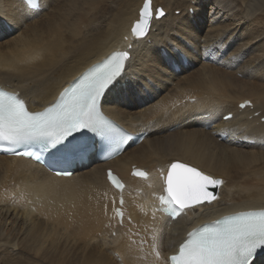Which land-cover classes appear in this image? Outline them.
Wrapping results in <instances>:
<instances>
[{
  "label": "bare ground",
  "instance_id": "obj_1",
  "mask_svg": "<svg viewBox=\"0 0 264 264\" xmlns=\"http://www.w3.org/2000/svg\"><path fill=\"white\" fill-rule=\"evenodd\" d=\"M82 1L98 12L91 21L100 33L84 44H72L77 38L72 27L84 19L83 15L69 16L67 22L61 14L66 3L61 6V0H40L41 10L31 11L22 0H0V88L18 94L31 112H40L53 105L60 93L90 67L116 51L128 52L124 74L106 92L102 109L124 131L146 137L108 163L91 157L89 164L77 168L71 177L55 176L22 157L1 156L5 173L24 177L17 186L14 184L18 188L12 189L13 195L23 199L19 198V204L24 207L4 211L9 200L0 198L6 203L0 204V240L18 245L23 254L26 249L30 250L28 255L44 252L40 260L54 264L56 257L44 246L50 237L57 238L40 234L42 220L41 224H30L31 230L23 234L19 223L13 229L19 212L31 220L32 203L38 202V211L34 205L38 214L84 236L97 234V242L90 238L96 250L82 254L81 264H170L169 257L178 253L194 229L232 212L264 208V124L260 121L264 117V28L250 21V12L255 13L254 8L263 6L264 0H250L245 7L238 0H165L169 10L161 19L153 16L148 35L142 39L132 38L131 28L139 20L144 1L138 13L134 4L139 0ZM111 5L120 7L115 15ZM156 10L153 7V15ZM85 49H89L88 54L80 59ZM68 53L73 54L71 59L61 61ZM246 100L252 107L241 110L239 104ZM255 113H260L258 118L253 117ZM229 114L232 119L224 121ZM130 154L134 157L129 158ZM180 160L225 182L219 186L218 201L186 208L171 221L159 212L156 196L164 194L169 164ZM132 167L145 170L148 179L132 177ZM107 170H113L127 186L122 193V223L113 208V198L118 200L120 195L108 184ZM239 172L245 175L239 177ZM7 192L10 190L2 194L8 197ZM36 215L32 217L36 219ZM8 221L13 226L4 232ZM45 231L50 232V228ZM67 231L57 235L66 236ZM253 264H264V258Z\"/></svg>",
  "mask_w": 264,
  "mask_h": 264
},
{
  "label": "snow or ice",
  "instance_id": "obj_2",
  "mask_svg": "<svg viewBox=\"0 0 264 264\" xmlns=\"http://www.w3.org/2000/svg\"><path fill=\"white\" fill-rule=\"evenodd\" d=\"M159 15L163 16V11ZM140 17L132 29L138 38L147 35L150 27L151 0H146ZM128 59V52L112 55L69 89L59 104L43 112H30L18 95L0 89V144L7 146L3 150L14 152L21 146L43 141L47 142L46 147L61 146V150L70 151L74 140L69 138L84 129L106 140L113 139L112 130L100 112V99L124 73ZM134 174L146 176L143 171ZM108 176L115 187L123 189L116 176L111 172ZM164 183V195L158 199L163 210L178 216L186 208L216 200V193L209 188H217L223 181L173 163ZM120 203L123 204L122 198ZM260 251H264V210L241 212L189 233L178 254L170 257V264H253Z\"/></svg>",
  "mask_w": 264,
  "mask_h": 264
},
{
  "label": "rangeland",
  "instance_id": "obj_3",
  "mask_svg": "<svg viewBox=\"0 0 264 264\" xmlns=\"http://www.w3.org/2000/svg\"><path fill=\"white\" fill-rule=\"evenodd\" d=\"M66 1H68V0H64V2L61 0V6L64 4L65 5V3H66V9H67V11H66V9H65V6L62 8V11H61V14H62V16L64 17V14H65V20L68 22V20H69V16H70V19H74L76 16L78 17V16H81V15H83V16H81V19L83 20L82 22H79V21H76V23L75 22H73V23H75V26L77 25V27H75L74 28V26L72 27V29L74 30V32H76L75 33V35H77V38L75 39V41L72 43V44H84L85 42H88V41H90V40H92L93 38H95L100 32H99V29H98V27L96 28L95 27V23H92V21L91 20H93V19H95V16L98 14V12L96 11V10H94L93 8L91 9V7H89V5H87V3L85 2V1H80V2H76V3H73V2H75L74 0H73V2L70 0V1H68V2H66ZM138 1V0H137ZM144 0H139V3L138 2H136L134 5H138L137 6V10H136V13H138V10H139V8H140V5H141V3L143 2ZM153 1V7L155 8V9H158V8H162V10L164 11V12H166L167 10H169V8H168V4H167V2L165 1V0H152ZM239 1V3L240 4H242L243 5V7H245V6H247V5H244V4H246L247 2H249L250 0H238ZM62 2H63V4H62ZM123 2H124V0H123ZM166 2V3H165ZM69 3H70V5H69ZM71 3H73V4H71ZM156 3V4H155ZM143 4V3H142ZM75 5H77L79 8H81V9H79L77 6V9H76V7H75ZM86 5V6H85ZM69 6V7H68ZM74 6V7H73ZM82 6H83V8H82ZM87 7V8H86ZM68 8H70L69 10H68ZM71 8H74V9H71ZM132 8V10L134 9V7H131ZM64 9V10H63ZM82 9H83V12H82ZM95 9H96V7H95ZM111 13L112 14H114L115 15V13H118V11H119V9H120V7H114V5H111ZM255 9V13L254 12H250V15H251V18H250V21H251V23L254 25V26H258V28H260V29H263L264 28V5L263 6H261L259 9H256V8H254ZM70 10H72V11H70ZM73 10H75V11H73ZM77 10V11H76ZM87 10V11H86ZM91 10V11H90ZM86 11V12H85ZM109 11V10H108ZM157 11V10H156ZM73 12H74V14H73ZM78 12V13H77ZM81 12V13H80ZM85 12V13H84ZM90 12V13H89ZM96 12H97V14H96ZM110 12V11H109ZM258 12V13H257ZM85 15H88L86 18H87V20H89L88 21V23H87V20L84 18V14ZM94 13V14H93ZM254 13V14H253ZM257 13V14H256ZM71 14V15H70ZM79 14V15H78ZM93 15V17H92V15ZM156 14V13H155ZM256 15V16H255ZM68 16V17H67ZM72 17V18H71ZM257 17V18H256ZM263 18V19H262ZM138 20V19H137ZM254 20V21H253ZM256 20V21H255ZM261 20V21H260ZM64 22V25H67L68 26V24L69 23H67V22ZM71 21V20H70ZM69 21V22H70ZM91 21V22H90ZM135 21H136V19H135ZM259 23H258V22ZM77 22H78V24H77ZM83 24V26H82V24ZM86 23V24H85ZM257 23V24H256ZM263 23V24H262ZM88 26V27H87ZM97 26V25H96ZM103 26H106V25H103ZM69 27V26H68ZM92 28V30H91V28ZM261 27H263V28H261ZM79 28V29H78ZM87 28H89V29H87ZM78 29V30H77ZM87 29V30H86ZM103 29V28H102ZM105 29H107L108 30V27H104V30ZM264 30V29H263ZM91 31V32H90ZM87 33V34H86ZM83 35H85V36H83ZM86 35H87V37H86ZM67 36V35H66ZM65 36V37H66ZM88 36H89V39H88ZM44 37H48L47 35H45ZM68 37L69 36H67L66 38L68 39ZM81 38V39H80ZM83 38H87L86 40H84ZM45 39V38H44ZM47 39V38H46ZM264 40V39H263ZM261 46H264L263 44H261ZM88 51H89V49L87 50V49H85V50H83V52L82 53H80L79 54V58L80 59H82V58H84L87 54H88ZM85 54V55H84ZM69 55V56H68ZM68 56V57H67ZM73 56V54L72 53H68V54H65V55H63V57H62V59H61V61H63L64 59L66 60H64L63 62H67V59H68V61L71 59V57ZM63 62H61V63H63ZM60 66H61V64H60ZM205 69H201V71H204ZM186 77H188L187 75L188 74H184ZM184 75H182V76H184ZM183 77V78H186V77ZM239 78H241L242 79V76L241 75H239ZM187 79V78H186ZM174 86H175V84H174ZM262 88H264V87H262ZM245 93V94H244ZM248 93V91H245L244 90V92H243V95H246ZM243 97H245V96H243ZM129 156H131V157H129V158H132V157H134V155H129ZM152 159L153 158H151V161H152ZM151 161H149V164L150 165H152L151 164ZM175 162H180V163H184V161H182V160H180V161H174V163ZM4 164V163H3ZM2 163H0V165H3ZM185 164V163H184ZM188 165V164H187ZM170 166H171V164H169V166H168V170H169V168H170ZM191 166V165H190ZM3 167V166H2ZM2 167L0 166V184H2V185H0V191H1V193H0V198H5V200L7 199V200H12L10 203H9V201L8 202H6V203H4V204H6V207L4 208L3 207V210L4 211H6L7 209H9V208H7V207H16V208H20V207H18L20 204H22V202L21 201H23V199L22 198H20L21 199V201H20V199L18 198V197H16V194L14 193V195H13V188H14V190H16L18 187H16L17 186V182H20L19 180L20 179H22L23 181H24V177H23V175L22 174H16V173H13V175H12V173H5V168L3 167V169H2ZM193 167V166H192ZM195 168V167H194ZM4 171H2V170ZM154 170V169H153ZM198 170H200V169H198ZM2 171V172H1ZM201 171V170H200ZM202 172V171H201ZM242 172H239L238 174H236L237 176H239V177H241V176H244L245 174H241ZM8 174L10 175V176H12L11 178L8 176ZM207 174V173H206ZM6 176V177H5ZM7 176L10 178H7ZM18 176V177H17ZM20 176V177H19ZM209 176V175H208ZM4 178V180H3V178ZM211 178H213V179H221L222 181H223V183L225 182V180H224V178H221V177H217L216 178V176H210ZM16 178V179H15ZM12 179H14V181L12 180ZM243 179H247V180H249V178L248 177H243ZM243 179H241V183H242V181H243ZM9 180H11V182L9 181ZM22 180H21V182H22ZM5 181V182H4ZM13 181V182H12ZM2 182H4V183H2ZM10 182V183H9ZM15 182V183H14ZM9 183V184H8ZM253 183H256V182H253ZM6 184V185H5ZM14 184L16 185L15 187H14ZM3 185H5V186H3ZM8 185V186H7ZM1 186H3V188L1 187ZM231 186H235V185H231ZM6 190L7 191H9L10 190V195H9V193L7 194V195H9L8 197L6 196V193H4V194H2L3 192H6ZM12 190V191H11ZM12 192V193H11ZM4 197H3V196ZM10 198V199H9ZM3 200V199H2ZM2 200H0L1 201V205H4L3 203H2ZM219 200V197H217V199L216 200H214L213 201V203H215L216 201H218ZM24 202H25V200H24ZM23 202V203H24ZM20 203V204H19ZM213 203H211V204H205V205H212ZM32 204H34L36 207H37V211H38V202H37V204L36 203H32ZM34 205H30L31 207H32V210L31 211H34L33 213H31L32 215H33V217H34V215H38V216H42V217H39L38 218V216L36 215V219L35 218H33L32 217V215L31 216H28V217H30V219L31 220H29V218H28V221H27V219H25V218H23V216H24V214L22 215V211L20 210V209H18V210H20L21 212H19V215H18V218H17V220H16V222H15V224H14V226H13V222L11 223V221H8L9 223H7V225H6V228L4 229V232L6 231V230H10L11 229V227L13 226V229L14 228H16L15 226H17V224L19 223V226H18V228H22V234H23V232H26L27 230L26 229H28V230H31V228H32V226H33V224H35V223H37V222H40V224H41V226L42 227H40L39 228V231L41 232L40 234H47V233H49V235H54V238L56 239L57 238V240H51V237L48 239V241H47V244H46V246H44V248L46 249V250H48L49 251V253H51V254H53L56 258L54 259V264H68L69 262V264H81V262H82V258H81V256H82V254H86V253H90V252H92V251H94V248L96 247V246H94V241H92V240H90V238L92 239V238H95V240H96V242L98 241V236H97V234L96 233H92L90 236H84V235H82V232L81 231H79V230H77V229H73V228H67V227H65V226H63L62 224H61V222H58V220L56 221L55 220V218H54V220H55V222L53 221V218L51 219V218H48L47 216H45V215H43V214H38V212H36V207H34ZM21 206V205H20ZM29 206V207H30ZM21 207H24V204L21 206ZM30 207V208H31ZM11 211V210H10ZM15 211H17V209L15 210ZM45 216V217H44ZM25 217V216H24ZM47 217V218H46ZM41 218H43V219H41ZM22 219L25 221L26 220V223L24 222V221H22ZM47 219H49V220H47ZM19 220V221H18ZM21 220V221H20ZM33 220V221H32ZM40 220H42V222L40 221ZM30 221H32V222H30ZM46 221V222H45ZM21 222V223H20ZM23 222V223H22ZM58 222V223H57ZM11 223V224H10ZM33 223V224H32ZM45 223V224H44ZM56 223V224H55ZM32 226H31V225ZM58 224H61V226H59ZM9 225V226H8ZM10 225H11V227H10ZM23 225V226H22ZM31 227H30V226ZM49 225V227L47 228V226ZM26 228H25V227ZM44 226V227H43ZM45 226H46V228H45ZM9 227V228H8ZM23 227H24V229H23ZM30 228V229H29ZM49 228H50V232L49 231H45V229L46 230H49ZM44 231H43V230ZM59 230L58 231V233H60V232H65V231H67V230H69V231H67L70 235H71V237H70V235L68 236V234H67V232L65 233L66 234V236H64L63 234H61L60 235V237L62 236V239L59 237V235H57L58 233H56L57 232V230ZM52 231V232H51ZM53 231H55V233L53 232ZM43 232H45V233H43ZM32 233V232H31ZM4 234V233H3ZM73 235V236H72ZM21 236V235H20ZM20 236L19 237H17V238H20ZM70 237V239L68 238V237ZM66 237V238H65ZM74 237H75V241H74ZM60 238V239H59ZM68 238V239H67ZM114 238H116L115 237V233H114ZM141 238V237H140ZM53 239V238H52ZM64 239V240H63ZM65 239H67V240H65ZM69 240L70 241H72V242H76V243H71V242H69ZM117 240V238L116 239H113V241H116ZM8 241V240H7ZM7 241H2V240H0V264H44L40 259L43 257V254H44V252H41V251H37V252H31V255H28V254H30V250H28V249H26V253L25 254H23L22 252H20L19 251V246L18 245H12L11 243H10V241L9 242H7ZM56 241V242H55ZM67 241V242H66ZM59 242V243H58ZM55 243H57V245L55 244ZM61 243V244H60ZM100 243V242H99ZM48 244H50V245H48ZM63 244V245H62ZM11 245V246H10ZM55 245V246H54ZM69 245V246H68ZM71 245V246H70ZM52 246H53V248H52ZM56 246L58 247V248H56ZM64 248H63V247ZM143 246V245H142ZM66 247H67V249H66ZM72 247V248H71ZM85 247H87V248H85ZM50 248V249H49ZM69 248H70V250H69ZM85 249V250H84ZM52 250V251H51ZM81 250H82V252H81ZM95 250H96V248H95ZM75 251L76 252H78L79 253V255H76L75 254ZM55 252V253H54ZM115 252H117V251H115ZM114 252V253H115ZM41 253V254H40ZM59 253V254H58ZM108 254L110 255V256H112L111 255V251H109L108 250ZM145 254H148V253H145ZM57 255V256H56ZM67 255V256H66ZM60 256H62V257H60ZM64 256V257H63ZM72 256V257H71ZM65 257H66V259H65ZM73 260H72V259ZM71 259V260H70ZM76 259H78V260H76ZM62 261V262H61ZM76 261V262H75ZM47 262L49 263V260H47ZM50 264V263H49Z\"/></svg>",
  "mask_w": 264,
  "mask_h": 264
},
{
  "label": "water",
  "instance_id": "obj_4",
  "mask_svg": "<svg viewBox=\"0 0 264 264\" xmlns=\"http://www.w3.org/2000/svg\"><path fill=\"white\" fill-rule=\"evenodd\" d=\"M145 2H146V0H144V2H143V4H142V6H141V9L139 10V20L141 19V17H140V13H141V11H142V9H143V6H144V4H145ZM152 1H151V20H152V18H153V8H152ZM160 11H163L161 8H158L157 9V14H156V16H155V18L156 19H161L163 16H160L159 15V13H160ZM163 13L165 14V12L163 11ZM138 20V21H139ZM138 21H136L134 24H133V26H132V28H131V35H132V38H134V39H142V38H145L147 35H148V32H149V28H148V31H147V35H145V36H143V37H140V38H138L137 36H135L134 34H133V31H132V29H133V27L135 26V24L138 22ZM150 24H151V21H150ZM185 165V164H184ZM187 166V165H186ZM190 167V166H189ZM218 189H219V187H217V188H212L211 186H210V188H209V190L211 191V192H214V193H216V195L218 196ZM213 202V201H212ZM205 203H207V202H205ZM202 204H204V203H202ZM196 205H200V204H196ZM195 206V205H194Z\"/></svg>",
  "mask_w": 264,
  "mask_h": 264
}]
</instances>
